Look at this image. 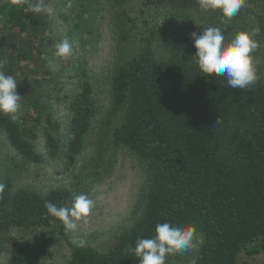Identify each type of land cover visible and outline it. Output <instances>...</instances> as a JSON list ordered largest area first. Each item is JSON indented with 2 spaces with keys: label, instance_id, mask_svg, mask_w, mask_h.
I'll use <instances>...</instances> for the list:
<instances>
[{
  "label": "trees",
  "instance_id": "16d2710c",
  "mask_svg": "<svg viewBox=\"0 0 264 264\" xmlns=\"http://www.w3.org/2000/svg\"><path fill=\"white\" fill-rule=\"evenodd\" d=\"M106 1L116 58L109 107L101 121L104 142L67 188L17 187L14 176L1 175L0 168V183L5 184L0 194V245L13 230L29 228H56L67 240L65 226L46 213L45 201L70 205L73 196L90 194L112 169L113 153L105 160L111 148L125 150L143 165L147 188L142 205L133 224L116 236L107 252L72 247L68 264H139L127 247H134L137 238L153 237L156 224L166 221L194 225L203 234V246L194 249V264H238L241 254H264V74L243 90L228 87L223 76L203 75L193 62L196 50L190 38L209 26L221 27L230 38L259 25L262 31L256 39L262 47L255 55L264 67V0H246L227 25L219 11H201L197 0H140L142 6L167 14L160 25L144 20L140 32L125 8L128 0ZM57 2L69 37L83 42L91 0ZM202 18L215 22L199 25ZM0 21L7 31L0 49V60L7 63L0 70L8 75L29 69L38 73L46 43L45 14L32 13L27 0H0ZM131 41L137 45L134 55L125 49ZM77 76L80 89L56 97L68 113L65 128L36 96L23 98L18 120L0 114V144L3 138L23 165L43 162L37 151L41 135L46 156L63 157L66 169L75 170L99 113L83 67L77 68ZM182 256L170 255L166 264L180 262ZM3 264H44L42 251L28 242L14 243Z\"/></svg>",
  "mask_w": 264,
  "mask_h": 264
},
{
  "label": "rangeland",
  "instance_id": "374dc122",
  "mask_svg": "<svg viewBox=\"0 0 264 264\" xmlns=\"http://www.w3.org/2000/svg\"><path fill=\"white\" fill-rule=\"evenodd\" d=\"M46 5L48 7V12L45 14L47 29L42 35L46 43L43 46L42 56L37 61L38 73L31 69L29 71L15 70L11 75L18 82L17 92L22 96L21 104L24 106L23 98L25 97H38L49 105V112L53 114V118L62 123V127L65 128L68 113L62 100H57L56 97L59 95L60 99L65 93L80 89L77 68L83 67L93 87L99 113L86 136L84 149L78 157L75 170L66 169L63 157L52 160L46 156L41 135L37 151L44 160L36 165H23L21 158L1 138V175L14 176L17 187L32 186L42 191L52 187H70L73 175L94 156L97 147L104 142L101 138V121L109 107L110 80L116 58L106 0H91L84 31L80 36L83 42L78 41L79 47L74 54L63 59L54 57V45L65 38L69 41L73 39L69 37L67 26L60 23L57 0H48ZM125 8L128 15L137 23L139 32L143 30L144 20L150 23L155 22L157 25L166 22L167 14L164 10L142 6L140 0H128ZM211 21L215 22V19L206 21L202 18L198 24ZM195 24L191 19L189 27ZM6 33L5 25L0 21V49L4 47L1 39ZM35 39L32 37L30 41L36 43L37 39ZM133 43L134 41H131L125 45V49L131 55L138 51L135 50L137 45ZM257 71L259 76L264 74V67L260 63ZM63 134L66 135L65 130ZM106 144H108L107 141ZM110 153L114 155L111 160L112 169L109 174H104L90 192L95 201V208L87 222L78 221L76 229L67 230V240L59 236L56 228L13 230L7 235L6 242L0 245V264L6 262L11 245L21 242H28L39 248L42 251L44 264H68L72 247L88 246L102 253L107 252L116 236L133 224L147 188L144 167L135 157L125 150L110 148L105 160L108 161ZM194 258V250L183 252L182 260L175 264H194ZM238 264H264V254L253 257L241 254Z\"/></svg>",
  "mask_w": 264,
  "mask_h": 264
},
{
  "label": "clouds",
  "instance_id": "9594fccd",
  "mask_svg": "<svg viewBox=\"0 0 264 264\" xmlns=\"http://www.w3.org/2000/svg\"><path fill=\"white\" fill-rule=\"evenodd\" d=\"M203 12L221 13L222 22L227 25L245 7L246 0H197ZM28 9L34 14H47L45 0H27ZM259 25L249 30L238 31L230 38L225 30L218 26H209L200 32H192L195 54L193 62L203 75L223 76L227 85L233 89H245L255 85L260 76L257 66L260 63L255 55L262 47L256 39L261 33ZM78 42L67 38L54 45V57L67 58L74 54ZM7 60H0V67ZM17 80L0 70V114L18 120L22 112L21 98L17 92ZM218 122V121H217ZM5 184L0 183V194ZM44 208L51 217L63 223L66 230H74L78 221L87 222L91 216L95 201L88 193H79L72 197L70 205L57 206L45 201ZM204 237L194 225L157 223L155 235L151 238H137L135 246H128L127 252L138 258L139 264H166L167 257L178 252H188L202 247Z\"/></svg>",
  "mask_w": 264,
  "mask_h": 264
}]
</instances>
